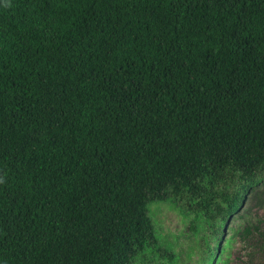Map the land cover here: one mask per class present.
Returning a JSON list of instances; mask_svg holds the SVG:
<instances>
[{
    "label": "trees",
    "instance_id": "16d2710c",
    "mask_svg": "<svg viewBox=\"0 0 264 264\" xmlns=\"http://www.w3.org/2000/svg\"><path fill=\"white\" fill-rule=\"evenodd\" d=\"M263 168L264 0H0V264H169V200L264 251Z\"/></svg>",
    "mask_w": 264,
    "mask_h": 264
},
{
    "label": "rangeland",
    "instance_id": "374dc122",
    "mask_svg": "<svg viewBox=\"0 0 264 264\" xmlns=\"http://www.w3.org/2000/svg\"><path fill=\"white\" fill-rule=\"evenodd\" d=\"M261 175L263 180L260 185L261 194L257 199L254 200L253 198L252 202L244 203L241 211L244 219L236 223V228L250 224L264 232V168ZM149 208L162 250L174 255L173 261L169 264H209L208 241L210 232H204V230L193 232L191 230L193 214L170 200L153 202ZM236 217L237 214L232 218V222ZM230 239L232 240L224 249V253L216 256L215 264H225V262L223 263L224 260H228V264H250L251 261L254 264L264 263V251L261 249L262 243L259 241L258 232L247 239L240 236L233 237L230 232L228 240ZM135 264H168V259L160 256L143 255L138 257Z\"/></svg>",
    "mask_w": 264,
    "mask_h": 264
}]
</instances>
